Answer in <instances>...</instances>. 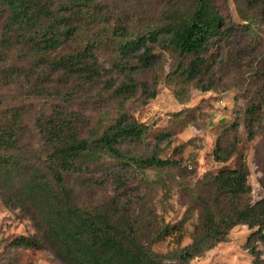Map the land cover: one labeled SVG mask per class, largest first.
<instances>
[{"label": "rangeland", "instance_id": "rangeland-1", "mask_svg": "<svg viewBox=\"0 0 264 264\" xmlns=\"http://www.w3.org/2000/svg\"><path fill=\"white\" fill-rule=\"evenodd\" d=\"M51 1L64 8L68 0ZM82 2L94 18H75L77 34L59 48L35 56L18 52V57L16 50L6 49L10 57L0 72V123L17 119L24 131L19 153L32 163L47 162L50 126L63 137L74 131L96 134L121 116L143 124V138L122 141L120 151L175 159L176 165L138 167L102 154L83 173L65 175V186L76 205L104 212L155 252L175 253L203 234V206L217 197L213 177L221 168L242 161L249 188L243 200L264 197V104L253 113L250 128L245 115L246 107L264 96V18L241 0H214L231 24H245L243 16L255 18L249 31L229 37L228 45L220 43L202 73L185 78L181 70L188 57L180 60L170 48L155 45L152 52L158 58L150 68L133 58L127 64L110 34L113 27L145 32L161 25L170 12L189 11L191 0ZM2 22L0 15V28ZM88 41L97 58L91 73L54 67L59 56L84 48ZM130 77L135 86L127 96L117 87ZM252 231L238 223L223 241L186 264H253L246 247ZM20 235H35L41 246H17L13 241ZM256 250L264 259V243L258 242ZM0 264H68L44 237L33 208L5 187H0Z\"/></svg>", "mask_w": 264, "mask_h": 264}, {"label": "trees", "instance_id": "trees-1", "mask_svg": "<svg viewBox=\"0 0 264 264\" xmlns=\"http://www.w3.org/2000/svg\"><path fill=\"white\" fill-rule=\"evenodd\" d=\"M82 1L68 0L63 3L65 7L60 8L51 0H0V15L3 16L0 72L4 71V62L10 57H7L6 49L16 50L15 57L20 56L18 52L21 56L41 55L59 48L63 41L75 36L79 30L73 22L75 18L83 15L94 18L92 11L82 9ZM241 2L264 18V0ZM191 5L189 11L170 12L161 25L145 32L133 33L127 28L113 27L110 35L118 40L119 57L125 58L127 64L133 58L142 67L150 68L158 58V54L152 52L154 46L162 45L170 48L180 60L189 58L181 75L194 78L203 72L204 64L219 49L221 42L228 45L229 37L249 31L255 18L243 16L246 23L234 25L218 10L214 0H191ZM88 57L91 62L87 61ZM96 59L88 41L84 48L65 53L53 63L57 70L91 73L97 66ZM134 86V79L130 77L117 89L129 96ZM263 104L264 96L260 102H252L246 107L248 128L253 113L260 111ZM50 127L47 132L52 137V144L47 152V162L32 163L19 153V138L24 131L17 119L0 123V187L12 190L16 199L33 208L39 229L66 263L186 264L202 250L223 241L229 228L242 223L253 229L246 239L253 264H262L264 259L260 258L256 244L264 243V197L252 203L243 200L249 188L248 170L242 161L233 168H221L214 175L217 197L203 206V234L175 253H158L139 242L129 229L113 224L104 212L76 205L65 186V175L83 173L102 154L138 167H171L177 160L153 154L136 157L121 152L118 146L122 141L141 140L146 132L143 124L124 116L101 132L88 136H79L74 131L62 137L55 126ZM249 131L252 135L251 129ZM13 242L23 248L41 246L35 235H20Z\"/></svg>", "mask_w": 264, "mask_h": 264}, {"label": "water", "instance_id": "water-1", "mask_svg": "<svg viewBox=\"0 0 264 264\" xmlns=\"http://www.w3.org/2000/svg\"><path fill=\"white\" fill-rule=\"evenodd\" d=\"M222 121V120H221Z\"/></svg>", "mask_w": 264, "mask_h": 264}]
</instances>
